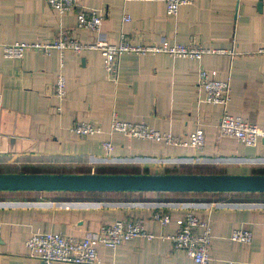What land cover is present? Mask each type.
<instances>
[{
	"label": "crops",
	"instance_id": "1",
	"mask_svg": "<svg viewBox=\"0 0 264 264\" xmlns=\"http://www.w3.org/2000/svg\"><path fill=\"white\" fill-rule=\"evenodd\" d=\"M76 4L78 10L105 12L100 35L110 44L124 34L133 45L195 41L225 53L200 60L125 55L114 81L97 51H27L17 60L4 58L0 48V174L264 175V139L249 148L219 138L223 109L205 103L197 88L201 69L216 71L230 83L226 111L264 128V55L258 54L264 47V0H193L175 18L166 15L164 0ZM75 14L59 15L46 0H0V46L48 41L60 29L91 43L95 34L75 29ZM59 75L65 79L63 100L52 93ZM114 115L183 139L200 127L204 148L109 134ZM76 122L101 133L79 138L70 132ZM103 141L111 142V153L101 148ZM167 194L176 193L0 192V264H42L25 247L33 233L83 238L123 219L141 220L153 238L131 239L114 250L98 247L104 264H194L168 240L188 212L211 226L209 264H264V193ZM169 203V224L150 218ZM244 227L252 232L251 243L231 241L232 232Z\"/></svg>",
	"mask_w": 264,
	"mask_h": 264
},
{
	"label": "built area",
	"instance_id": "2",
	"mask_svg": "<svg viewBox=\"0 0 264 264\" xmlns=\"http://www.w3.org/2000/svg\"><path fill=\"white\" fill-rule=\"evenodd\" d=\"M156 0H124V2ZM47 4L59 15L75 12V29L94 33L96 38L88 44L81 43L72 37L71 31L60 29L56 35L44 42L21 43L16 42L1 45L4 58L20 60L27 51H34L43 56H48L52 51L60 54L72 52L80 54L84 51H97L103 59V66L107 78L116 81L119 76V61L125 55H156L164 54L173 58H186L200 60L205 55L224 54V51L203 47L195 41L188 44L168 45L137 44L133 45L126 35H121L118 43L110 44L100 35V27L106 16L104 11H85L77 9L76 0H46ZM166 15L175 18L182 6L191 5L193 0H164ZM125 15L123 21H129ZM258 54L264 55V47L258 50ZM65 79L59 75L52 87L53 96L63 100L66 95ZM198 91L203 95L205 103L219 105L223 112L217 125L218 137L234 139L245 147L254 148L264 139V128L249 123L245 119L230 115L226 107L230 101L229 80H220L214 70L201 69L198 75ZM70 132L79 138H89L101 133L99 127L90 123L76 122L70 127ZM109 134L118 133L128 138L139 141H150L173 145L178 147H190L201 151L205 144V135L202 128L197 127L186 139L169 133H162L149 127L144 121L131 123L118 119L115 115L109 125ZM101 148L106 153H111L113 146L110 141H103ZM173 203L160 204L152 211L150 218L153 221L166 226L171 218L165 209ZM177 230L168 237L173 248L181 250L192 260L194 264H209L211 245V226L209 223L199 220L193 213L188 212L176 220ZM1 233V225H0ZM141 238L151 240L153 235L148 233L139 219H123L111 225H102L94 232L83 238H73L57 233H33L25 241L28 256L39 260L42 264H104L98 256V247L102 246L110 250L116 249L124 242ZM230 240L233 242L250 244L252 232L244 227L232 232Z\"/></svg>",
	"mask_w": 264,
	"mask_h": 264
},
{
	"label": "water",
	"instance_id": "3",
	"mask_svg": "<svg viewBox=\"0 0 264 264\" xmlns=\"http://www.w3.org/2000/svg\"><path fill=\"white\" fill-rule=\"evenodd\" d=\"M0 192L264 193V175L0 174Z\"/></svg>",
	"mask_w": 264,
	"mask_h": 264
},
{
	"label": "trees",
	"instance_id": "4",
	"mask_svg": "<svg viewBox=\"0 0 264 264\" xmlns=\"http://www.w3.org/2000/svg\"><path fill=\"white\" fill-rule=\"evenodd\" d=\"M20 174H41V173L33 172V171H29V170H24ZM97 174H101V175H142L139 173H115V172H113V173L97 172ZM83 193H86V192H83ZM176 194H186V193H176Z\"/></svg>",
	"mask_w": 264,
	"mask_h": 264
},
{
	"label": "rangeland",
	"instance_id": "5",
	"mask_svg": "<svg viewBox=\"0 0 264 264\" xmlns=\"http://www.w3.org/2000/svg\"><path fill=\"white\" fill-rule=\"evenodd\" d=\"M176 195H179V194H167V196L166 197H172V198H174V197H179V196H176ZM61 196V195H60ZM187 196H189L188 194H184V195H182L181 197H187ZM28 197H31V196H28Z\"/></svg>",
	"mask_w": 264,
	"mask_h": 264
}]
</instances>
